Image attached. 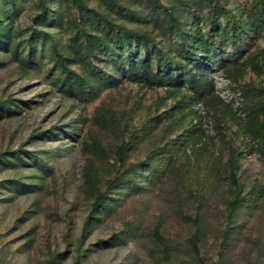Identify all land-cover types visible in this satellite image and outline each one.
I'll return each instance as SVG.
<instances>
[{
	"label": "trees",
	"instance_id": "obj_1",
	"mask_svg": "<svg viewBox=\"0 0 264 264\" xmlns=\"http://www.w3.org/2000/svg\"><path fill=\"white\" fill-rule=\"evenodd\" d=\"M60 1L35 0L33 26L22 30L3 7L7 4L16 16L19 0H0V51L26 72L38 69L44 59L42 53L47 52L51 85L84 103L97 100L104 91L117 86L118 80L109 77L108 72L147 88L163 86L166 91L163 99L151 105L128 108L122 118L110 115L112 118L97 119L103 128L122 130L114 150L119 168L101 181L95 166L87 162L82 192L89 203L82 221L74 231L68 218L59 242L53 244L50 234L43 239L40 264H82L86 258L84 246H92L88 240L93 231L120 197L139 194L165 179L193 202L195 216L187 220L193 224L194 233L188 245L197 264H203L198 257L199 209L210 192L225 182L232 189L231 199L225 202L226 224L245 218L264 205V186L254 181L244 187L238 177L239 162L246 152L257 154L264 163V49H242L245 39L262 37L264 0H249L237 10L228 9L218 0H204V16L190 15L189 3L182 0L177 1L185 13L179 16L174 8L162 6L159 0H144L151 14L163 15L161 31L169 37L167 44H157L148 31L117 23L108 14L89 8L83 0H64L78 12L72 47L59 44L53 32L64 21L63 12L53 10L59 8ZM123 15L130 23L139 19L131 10ZM74 64L79 71L72 68ZM102 65L106 70H102ZM248 70L258 82L243 81ZM216 71L231 83L230 90L237 94L239 102L237 108L216 93L212 76ZM168 99L172 101L169 108L159 111L157 104L164 105ZM24 104L11 97L0 99V122L20 117ZM196 107H201L202 112ZM62 134L78 141L71 130L52 133ZM158 134L140 160L126 163L129 152ZM88 146L93 154L105 155L96 141ZM53 175V167L35 151L22 146L0 150V202H10L15 196L38 195ZM226 235L228 232L224 231L223 238ZM126 239L119 234L94 243L113 248L125 246ZM153 239L161 259L170 261V242L160 234L158 226ZM33 243L31 230L21 247L28 251Z\"/></svg>",
	"mask_w": 264,
	"mask_h": 264
},
{
	"label": "rangeland",
	"instance_id": "obj_2",
	"mask_svg": "<svg viewBox=\"0 0 264 264\" xmlns=\"http://www.w3.org/2000/svg\"><path fill=\"white\" fill-rule=\"evenodd\" d=\"M34 1L19 0L20 9L16 16L7 4L3 7L6 15L23 30L33 26ZM83 1L89 8L108 14L117 23L148 31L157 44H167L169 37L161 31L163 15L151 14L144 0ZM182 1L189 3L187 10L190 15L206 14L204 0ZM218 1L230 10H237L245 7L249 0ZM159 3L166 8H174L177 16L185 13L177 0H159ZM53 10L64 15L63 25L53 30L57 41L65 47H72L77 34V9L61 0L59 8L53 7ZM128 10L136 13L138 21H127L123 14ZM242 49L250 52L264 49V32L260 39H245ZM42 54L44 59L40 67L26 72L9 55L0 51V99L11 97L25 102L20 117L0 122V150L22 146L25 150L39 153L54 169L53 177L46 180L43 191L38 195L15 196L10 202H0V264H40L43 259L40 243L48 234L53 244L59 242L68 218L72 230L77 231L89 203L82 192L84 166L91 162L101 181L113 176L119 168L114 150L120 142L122 130L103 128L97 119L112 118L110 115L122 118L128 108L148 106L165 96L166 87L147 88L108 72L109 77L118 80L117 86L104 91L97 100L84 103L51 85L47 75L49 55L47 52ZM72 68L79 71L75 64ZM101 68L106 70L104 65ZM218 73L214 72L213 78ZM243 81L258 82V79L248 70ZM219 94L228 98L226 92ZM171 103L168 99L164 105L157 104L158 110L168 109ZM196 109L202 112L201 107ZM204 127L211 131L206 124ZM58 129L71 130L78 141H71L66 134L52 135ZM157 136L159 134L129 152L126 163L140 160L152 148ZM92 141L105 151L104 156L91 152L88 145ZM244 156L239 162L240 183L246 187L256 181L264 186V163L253 152H246ZM231 190L225 182L209 193L199 209L198 257L203 264H264V205L249 216L226 224L225 202L231 199ZM194 216L192 200L169 179L145 187L139 194L122 196L104 222L93 231L88 240L92 246H84L86 258L82 264H197L188 245L194 227L187 219ZM156 226L170 242V261L164 262L160 257L153 239ZM31 230L34 243L25 251L21 247L23 238ZM224 231L228 232L227 238H223ZM119 234L127 237L125 246L104 248L94 243L97 239H111Z\"/></svg>",
	"mask_w": 264,
	"mask_h": 264
},
{
	"label": "built area",
	"instance_id": "obj_3",
	"mask_svg": "<svg viewBox=\"0 0 264 264\" xmlns=\"http://www.w3.org/2000/svg\"><path fill=\"white\" fill-rule=\"evenodd\" d=\"M218 77V78H217ZM216 80H218L216 82ZM214 84H215V89H216V93L218 94V96H220V92H226L228 96V98H224L223 96H220L226 103H232L233 108H237L239 106V102L236 99L237 98V94H233L230 90V86L231 83L225 79L223 76H221L219 73L214 77ZM216 86H218L216 88Z\"/></svg>",
	"mask_w": 264,
	"mask_h": 264
}]
</instances>
